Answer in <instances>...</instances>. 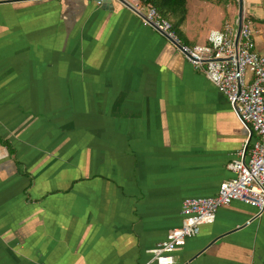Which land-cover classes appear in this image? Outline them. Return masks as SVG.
<instances>
[{"label":"crops","instance_id":"1","mask_svg":"<svg viewBox=\"0 0 264 264\" xmlns=\"http://www.w3.org/2000/svg\"><path fill=\"white\" fill-rule=\"evenodd\" d=\"M212 4L222 17L185 16L184 44L237 18L238 0ZM137 10L0 0V264H156L183 200L232 178L246 129ZM242 18L264 56V0H242ZM170 264H264V209L219 208Z\"/></svg>","mask_w":264,"mask_h":264},{"label":"built area","instance_id":"2","mask_svg":"<svg viewBox=\"0 0 264 264\" xmlns=\"http://www.w3.org/2000/svg\"><path fill=\"white\" fill-rule=\"evenodd\" d=\"M103 1L94 2L100 6ZM137 13L145 26L163 36L215 90L223 95L248 138L227 165L232 178L220 184L210 198L185 199L181 222L151 251L152 262L170 264L173 252L197 236L202 226L212 225L219 208L241 202L257 211L264 209V56L257 53L249 20L242 18L238 37L237 18L225 20L203 45L182 44L168 21L147 6Z\"/></svg>","mask_w":264,"mask_h":264},{"label":"trees","instance_id":"3","mask_svg":"<svg viewBox=\"0 0 264 264\" xmlns=\"http://www.w3.org/2000/svg\"><path fill=\"white\" fill-rule=\"evenodd\" d=\"M187 0H137L138 9L144 11L147 6L153 7L158 16L169 22L171 30L182 42L180 28L185 21ZM214 4H221L227 0H202ZM182 44H184L182 42ZM187 45V44H185ZM13 150L9 147V154L13 156Z\"/></svg>","mask_w":264,"mask_h":264},{"label":"rangeland","instance_id":"4","mask_svg":"<svg viewBox=\"0 0 264 264\" xmlns=\"http://www.w3.org/2000/svg\"><path fill=\"white\" fill-rule=\"evenodd\" d=\"M186 8V27L188 28L197 26V28L203 29L202 21L206 20L209 11L218 8L221 17L224 13L222 6H216L202 0H187Z\"/></svg>","mask_w":264,"mask_h":264},{"label":"water","instance_id":"5","mask_svg":"<svg viewBox=\"0 0 264 264\" xmlns=\"http://www.w3.org/2000/svg\"><path fill=\"white\" fill-rule=\"evenodd\" d=\"M93 2H98L99 0H92ZM108 1V0H107ZM107 1H103L102 2V6L104 4L107 3ZM237 21H238V25H237V34H236V39L238 37V33L240 30V26H241V22H242V0H238V13H237Z\"/></svg>","mask_w":264,"mask_h":264}]
</instances>
